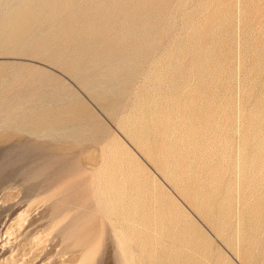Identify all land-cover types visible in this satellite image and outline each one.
Masks as SVG:
<instances>
[{
    "label": "rangeland",
    "instance_id": "1",
    "mask_svg": "<svg viewBox=\"0 0 264 264\" xmlns=\"http://www.w3.org/2000/svg\"><path fill=\"white\" fill-rule=\"evenodd\" d=\"M0 264H264V0H0Z\"/></svg>",
    "mask_w": 264,
    "mask_h": 264
}]
</instances>
